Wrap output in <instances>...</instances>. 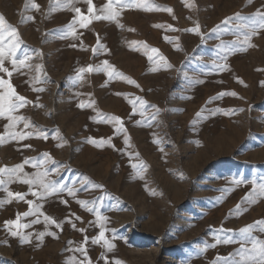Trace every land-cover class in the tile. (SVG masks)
I'll list each match as a JSON object with an SVG mask.
<instances>
[{"label":"rangeland","instance_id":"374dc122","mask_svg":"<svg viewBox=\"0 0 264 264\" xmlns=\"http://www.w3.org/2000/svg\"><path fill=\"white\" fill-rule=\"evenodd\" d=\"M105 2L93 0L94 11ZM122 4L113 5L117 20H98L94 33L95 20L81 26L66 0H0V15L19 33L16 59L28 57L30 65L0 77L29 101L16 115L35 126L21 122L9 131L47 136L9 140V121L0 118V167L31 158L24 172L47 170L48 179L75 190L31 200L34 215L20 219L31 226L19 229L32 235L28 245L10 235L5 221L15 220L27 193L40 187L16 180L0 185V264H75L85 260L80 247L91 264H250L248 253L237 250L252 246L239 230L264 219L252 222L264 195L254 203L245 199L264 184V29L255 15L264 11V0ZM74 7L90 15L85 0H74ZM228 17L233 20L222 23ZM104 61L123 75L109 78L98 70ZM89 65L93 71L79 73ZM0 91L7 93V86ZM81 102L91 106L82 109ZM114 116L123 121L119 132ZM8 192L26 193L25 200L8 203ZM49 197L54 202L46 203ZM50 214L61 228L45 222ZM260 227L252 235L264 240ZM101 230L114 245L110 251L93 242ZM40 232L49 234L41 240Z\"/></svg>","mask_w":264,"mask_h":264},{"label":"snow or ice","instance_id":"6c2138e0","mask_svg":"<svg viewBox=\"0 0 264 264\" xmlns=\"http://www.w3.org/2000/svg\"><path fill=\"white\" fill-rule=\"evenodd\" d=\"M85 2L89 5L87 11L90 14L89 16L84 15L82 13L80 8L74 7V0H66V7H70L72 11H74L79 17V23L83 27H87V24L91 22V20H117V17L119 16V12L116 10V8L113 7V5L117 6H123L122 0H106V2L101 6V8L98 10L99 14H97L95 9V5L93 4V0H85ZM32 7L39 8L40 6L38 4L33 3ZM167 11H172L170 8L166 9ZM259 17H261V23L258 25L259 28L264 29V11H259L255 14ZM240 14H235V19H240ZM27 20L34 19L33 17L29 16L26 18ZM233 20V17L226 18L225 21L222 23H229ZM68 27L70 29H73L74 31V24H69ZM159 27V25H157ZM171 27V26H169ZM220 26L217 25L213 31H216ZM175 30V29H173ZM198 26L191 29L193 32H198ZM257 32L255 29L252 30L251 35H256ZM250 36H246L244 42L248 43V41L251 38ZM10 38V39H9ZM167 40L168 37H165ZM21 41L19 38L18 30L8 23L3 15H0V72L7 73L10 77L12 75L13 71H18L21 66L23 67H30V65L26 64L25 61L28 59V57H25L21 60L16 59L17 55V49L20 45ZM135 43V42H134ZM251 46V45H249ZM152 52H158V49H152ZM151 59V57H149ZM10 61L12 65V69L10 70L8 67H5V61ZM103 64L106 67L100 68L98 70L100 71H106L109 78H112L115 75L122 76V73L116 72L114 69V66L110 65L108 61H104ZM93 67L89 65L87 68H81L79 70V73H84L85 71H93ZM82 76L77 77V79H81ZM130 83H135L134 81H131L129 79ZM264 83V82H262ZM7 86V93L0 91V118L7 119L9 121L8 124L5 125V129L7 132V138L9 140H16V141H22L27 138L32 137L33 135H37L39 138L47 139V136L43 132L34 133V132H22V131H9L10 129H15L21 122H24V127H35L32 125L27 117L16 115L19 108H23L25 105L29 103V101L24 96H20L15 92V89L13 85L0 77V88H4ZM36 91H43V89H35ZM228 93H223L222 95H225ZM231 95H236L235 92L230 93ZM141 99V98H137ZM142 103L146 104V101H142ZM91 105H86L83 102L79 105V107H89ZM133 107L135 108V102H133ZM225 114H228L231 110H224ZM243 111V109H241ZM135 114V113H133ZM199 115V114H198ZM112 120L117 122V131L123 130V121L120 117H112ZM5 142V136L3 134H0V144H3ZM93 143H96V141H92ZM105 141L102 139L99 143H104ZM62 146V145H58ZM25 147H30V145H25ZM47 155V154H46ZM31 161V158L25 159L22 163L17 164L11 168L8 166L0 167V185H6L8 183L14 182V180L19 181L21 183L27 184V185H38L42 190L39 192H32L31 194L36 197H46L49 195H53L57 192L67 191L69 195H75V190L73 188H66L63 184L57 183L55 180L48 179V173L47 170L45 172H36V173H26L24 172V167L26 164H29ZM54 162V161H53ZM32 167L36 168L38 167L35 163L32 164ZM133 167H136V165H133ZM142 167H146V165H142ZM58 171V170H57ZM7 176V179L4 177ZM142 178V177H141ZM235 183H241V181H235ZM102 187V186H101ZM256 195H264V184L259 185L258 190L254 188L253 193L249 194L248 197L245 199H248L249 202H255V196ZM25 193H13L8 192L9 199L7 202L10 203L12 199L16 200H25ZM5 201H0V203H4ZM27 203L29 205H33V201L28 200ZM66 203V201H65ZM84 206H87L88 201H79ZM37 209H39L40 205L36 206ZM88 211H93V208H88ZM236 212H240V206L237 205ZM22 216H30L34 215L33 211L30 209L28 212H25L23 214H17V217L15 220H7L5 221V225L8 226V231L11 236L13 237H19L22 243H30V234H24L19 231L20 228H27L31 225L28 224H20V219ZM106 217L99 216V220L103 221L106 220ZM45 222L54 224L57 228H61V224L57 223V221L52 218L51 216H44ZM33 223H39V220L33 221ZM15 225L17 230H13L11 226ZM257 225L261 226L260 231L264 232V219L255 222L254 224L246 225L245 227L241 228L239 231L241 233V238L245 241L250 240L251 241V248L250 249H238V254L242 253H248L247 260L250 262V264H264V240L260 239L259 237H254L252 235L253 230L257 227ZM75 227V225H73ZM101 228L103 229V225H101ZM80 231H85L84 229H80ZM220 231H223L221 229ZM49 234L47 232H40L37 234L38 239H43V237ZM103 242L104 245L107 247V249L110 251L114 245L111 243L110 240H108L105 236V231L101 230L99 235L94 238V243ZM219 242V241H218ZM225 242H232L230 239ZM87 243V240L85 241ZM215 246V245H211ZM77 251L81 252L85 256V260H77L75 261V264H91L90 258L87 257L86 248L80 247L76 249ZM219 259V258H218ZM239 264H245V261H240Z\"/></svg>","mask_w":264,"mask_h":264},{"label":"bare ground","instance_id":"6f19581e","mask_svg":"<svg viewBox=\"0 0 264 264\" xmlns=\"http://www.w3.org/2000/svg\"><path fill=\"white\" fill-rule=\"evenodd\" d=\"M18 1V0H17ZM95 1V0H94ZM102 1V0H101ZM11 5V4H10ZM84 5V4H83ZM11 7V6H10ZM10 7L8 8V9H10ZM13 7V6H12ZM2 9H7V8H2ZM64 9V8H63ZM67 9V8H66ZM98 10V9H97ZM98 12V11H97ZM6 13V12H5ZM79 17V16H78ZM79 19V18H78ZM136 21V20H135ZM49 22V21H48ZM75 25V24H74ZM68 26V25H67ZM78 26V25H77ZM98 20H95V22H94V25H92V31L95 33V32H97L98 31ZM102 26V25H101ZM46 27H49V25L47 26L46 25ZM114 28V27H113ZM111 30H112V28H111ZM103 31V30H102ZM94 35V34H93ZM122 36V35H121ZM98 37V36H97ZM109 37V36H108ZM47 38V37H46ZM85 38H87V37H85ZM99 38V37H98ZM106 38V37H105ZM114 38V37H113ZM45 39V38H44ZM109 39V38H108ZM46 40V39H45ZM102 40V39H101ZM111 40H112V38H111ZM47 41V40H46ZM104 41V40H103ZM44 42V41H43ZM42 43V42H41ZM76 43V42H75ZM104 43V42H103ZM83 44V43H82ZM102 44V43H101ZM111 44V43H110ZM113 44V43H112ZM64 45V44H63ZM82 46V45H81ZM42 47V46H41ZM45 47V46H44ZM50 47V46H49ZM62 47V46H61ZM74 47H76V46H74ZM48 48V47H47ZM80 48H82V47H80ZM83 49V48H82ZM111 49V48H110ZM109 48L107 49V50H110ZM43 51V50H42ZM91 52V51H90ZM112 52H114L113 50H112ZM42 53V52H41ZM61 54V53H60ZM64 54V53H63ZM67 54H69V53H67ZM91 55V54H90ZM114 55V54H113ZM60 56V55H59ZM61 57V56H60ZM46 58V57H45ZM57 58V57H56ZM78 58V57H77ZM91 58V57H90ZM61 59V58H60ZM73 59V58H72ZM44 60H47V59H44ZM74 60V59H73ZM89 60V59H88ZM78 61V60H77ZM46 63V62H45ZM89 63V62H88ZM42 64H43V61H42ZM75 64H77L76 63V61H75ZM119 64H121L120 62H119ZM43 66H44V64H43ZM76 66V65H75ZM5 67H8L10 70L12 69V65H11V63H10V61H8V60H6L5 61ZM74 67V66H73ZM46 69V68H45ZM46 71V70H45ZM88 72V71H87ZM24 73V72H23ZM75 74H76V72H74ZM5 74H7V73H5ZM12 74H14V71L12 72ZM44 75V74H43ZM48 75V74H47ZM48 77V76H47ZM88 77V76H87ZM49 78V77H48ZM23 79V78H22ZM51 79V78H50ZM91 79V78H90ZM106 79V78H105ZM21 81V80H20ZM29 81V80H28ZM27 81V82H28ZM52 84V83H51ZM35 85H36V83H35ZM35 88H37V85H36V87ZM34 88V89H35ZM33 89V88H32ZM33 89V90H34ZM95 89V88H94ZM27 90V89H26ZM3 91V90H2ZM97 91V90H96ZM96 93V92H95ZM93 94V93H92ZM32 95V94H31ZM44 97V96H43ZM53 104H55V103H53ZM81 104V103H80ZM87 105V104H86ZM51 106H53L52 104H51ZM79 107V106H78ZM195 108V107H194ZM71 109V108H70ZM83 109V108H82ZM199 109V108H198ZM74 112V111H73ZM83 112V111H82ZM189 113H191V112H189ZM120 114V113H119ZM126 113H124V115H125ZM129 115V114H128ZM136 115V114H135ZM191 115V114H190ZM80 116V115H79ZM131 117V116H130ZM92 117H91V115H90V119H91ZM125 118H126V116H125ZM128 119H129V116H128ZM58 120V119H57ZM127 121H129V120H127ZM79 122V121H78ZM56 123V122H55ZM60 123V122H59ZM83 123V122H82ZM78 124V123H77ZM89 124V123H88ZM135 125V124H134ZM81 126V125H80ZM137 127V126H136ZM124 129V128H123ZM84 132V131H83ZM131 132V131H130ZM86 134V133H85ZM132 135H134V134H132ZM143 136V135H142ZM148 138V137H147ZM136 140V139H135ZM136 142V141H135ZM144 142V141H143ZM140 148V147H139ZM156 149V148H155ZM154 149V150H155ZM151 152V151H150ZM92 153H94V152H92ZM143 153V152H142ZM97 154V153H96ZM148 154V153H147ZM146 155V154H145ZM89 156V155H88ZM155 156V155H154ZM148 157V156H147ZM94 159H95V157H94ZM150 160V159H149ZM91 162H93V161H91ZM154 162V161H153ZM18 183V182H17ZM19 184V183H18ZM35 189H37V188H35ZM33 190L32 192H39V191H41L40 190V188L39 189H37V190ZM250 189L249 188H247V189H245V193L244 194H247V193H249L250 191H249ZM22 191V190H21ZM20 191V192H21ZM252 192H250V193H253V189L251 190ZM26 192V191H25ZM28 192V191H27ZM26 192V193H27ZM32 192H30V193H27V197H26V202L23 204V205H21L18 209H16L17 210V214H23L24 213V211H28V209H29V204L27 203V201L28 200H32L33 198H36V200L37 201H41V199H42V197H36V196H33L31 193ZM25 193V194H26ZM243 194V195H244ZM60 196V195H59ZM240 196H242V193L240 194ZM256 197V196H255ZM52 198H55V196L54 197H52ZM50 199V197L49 198H47L45 201H46V203H48V201H50V200H53V199ZM57 198V197H56ZM237 198H238V196H237ZM49 199V200H48ZM62 199V198H61ZM48 200V201H47ZM55 200V199H54ZM54 200L52 201V202H54ZM58 200H60V199H58ZM43 201V200H42ZM51 202V201H50ZM51 202V203H52ZM56 202V201H55ZM58 202V201H57ZM60 202V201H59ZM72 202V201H71ZM51 203H49V206H50V204ZM61 204V203H60ZM75 204V203H74ZM58 205V204H57ZM56 205V206H57ZM62 205V204H61ZM70 206V205H69ZM71 209V208H70ZM48 210V209H47ZM56 210V209H55ZM74 210V209H73ZM72 210V211H73ZM51 211H54V210H51ZM225 212V211H224ZM227 212V211H226ZM55 213V212H54ZM57 214V213H56ZM59 214H60V212H59ZM58 214V215H59ZM62 215V214H61ZM17 216V215H16ZM50 216H51V214H50ZM252 222L254 223L256 220H258V219H260V218H264V207L263 208H260V210H258V213H256V214H252ZM23 216L21 215V218H22ZM54 217V216H53ZM58 217V216H57ZM16 217H15V215H14V219H15ZM248 218V217H247ZM246 218V219H247ZM246 221V220H245ZM244 221V222H245ZM249 222H251V220H249ZM242 224V223H241ZM259 228V227H258ZM25 230V229H24ZM23 233H25V232H23ZM34 234H36V233H34ZM34 234H33V239H34ZM31 235V234H30ZM32 236V235H31ZM37 236V235H36ZM261 237H263L264 238V232H262L261 233ZM36 239V238H35ZM34 242V241H33ZM32 243V242H31ZM30 243V244H31ZM28 245H29V243H28Z\"/></svg>","mask_w":264,"mask_h":264}]
</instances>
